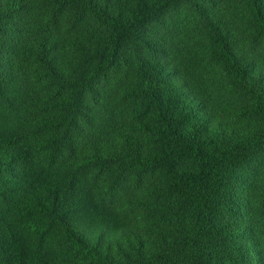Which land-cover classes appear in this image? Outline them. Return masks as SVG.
<instances>
[{
  "label": "trees",
  "instance_id": "1",
  "mask_svg": "<svg viewBox=\"0 0 264 264\" xmlns=\"http://www.w3.org/2000/svg\"><path fill=\"white\" fill-rule=\"evenodd\" d=\"M185 12L227 100L159 34ZM113 95L145 119L108 123ZM100 174L136 186L139 234L97 205ZM72 259L264 264V0H0V264Z\"/></svg>",
  "mask_w": 264,
  "mask_h": 264
},
{
  "label": "rangeland",
  "instance_id": "2",
  "mask_svg": "<svg viewBox=\"0 0 264 264\" xmlns=\"http://www.w3.org/2000/svg\"><path fill=\"white\" fill-rule=\"evenodd\" d=\"M193 20L195 21L193 16L187 12H185L184 15L172 13L167 21V26L159 27V34L162 36L164 43L172 48L173 51L176 52L178 48L187 49L189 51L188 55L190 59L191 57L194 58L193 62L188 61L184 64L185 67L190 70V78L193 82L199 84L200 82H205L206 86L209 88H207V91L209 92L211 90L214 98L215 94L217 95V102L221 98H225L227 100L229 92L222 91L220 89L225 86V75L220 71L219 67L215 65V62L210 58V55L207 54L203 45L202 36L191 31ZM158 59H160V57L156 55L154 60ZM121 74L122 75L120 77L123 78V75L126 74V72H122ZM129 78L133 81L137 79L132 74L129 75ZM168 80H170L171 83L178 82L172 74H169ZM32 83L36 90V101H38L39 95L42 91L39 90V85L37 83ZM114 84L117 83L115 82ZM29 87H32V85H29ZM114 87L115 85L110 88L113 89ZM115 97L119 98L115 99ZM193 100L194 98L191 100L192 103L194 102V104H196V100ZM220 105H222V102ZM3 106L4 104L2 107ZM111 107L112 109L107 111L108 113L116 107L117 111H115L113 118L108 123L118 125V127L120 126L126 132L131 130L133 126L137 127L139 122L145 119L143 112L140 110L141 106L139 107V104H137L134 100L126 98L122 100L121 95L112 96ZM103 113L104 112L96 114L98 120L99 118L100 120L102 119L100 116H102ZM196 115L202 116V112H196ZM90 135H92L90 130H87L85 132V136L89 137ZM129 179L130 178L127 177L124 184L120 183L116 187L110 188L113 185V182L103 177V174H100L97 178L88 179L87 184L95 201L97 202V205L105 209L104 214L109 215L111 219H114L120 227H124L126 230L139 234L140 231L138 228L141 227L143 230L142 226L143 223L146 224V219L142 213L143 209L136 207L132 203L135 196L133 191L136 189V186H131L129 184ZM109 182H111V185H107ZM51 243L54 245L56 251H59L63 246L62 239L58 237L51 239ZM75 262L76 260L74 259H72V261L68 260V264H75Z\"/></svg>",
  "mask_w": 264,
  "mask_h": 264
}]
</instances>
